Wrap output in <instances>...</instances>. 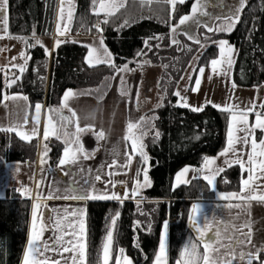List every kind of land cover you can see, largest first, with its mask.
<instances>
[{"label":"trees","instance_id":"16d2710c","mask_svg":"<svg viewBox=\"0 0 264 264\" xmlns=\"http://www.w3.org/2000/svg\"><path fill=\"white\" fill-rule=\"evenodd\" d=\"M58 0H9L8 30L13 36L31 37L35 32L38 38H48L54 30ZM192 0L178 5L170 23L175 24L180 17L189 14ZM151 16L152 19H140ZM104 19L92 14V0H77L70 34L82 32L87 36H103L104 44L113 54L117 65L128 63V67L137 69L144 60L151 61L144 67L158 70L157 88L161 92L160 107L151 109L141 117H153L154 129L144 137L145 152L149 160V178L152 186L142 191L146 199L141 208L144 215L137 211L135 200H125L123 205L115 200H90L87 203V260L88 264H100L101 248L110 217L116 211L121 215L114 229V243L110 264H115L119 249L125 250L133 264H153L158 250L163 223L168 221V258L169 264H175L184 244L193 237L188 226V212L192 203L214 201L216 196L201 178L191 184L180 185L173 190L175 174L186 166L199 167L204 157L218 155L226 145L227 113L206 105L201 112L177 106V97L173 95L187 65L201 49L200 45L177 35L181 43L178 50L171 43L169 27V6L165 3H141V0H127L125 8L111 18L107 24H101L102 33L92 25ZM129 27L119 29L125 20ZM137 21V22H133ZM83 25V27H82ZM89 29H91L89 31ZM204 33L210 40H204ZM203 35V36H202ZM160 36L162 40H150L152 50L144 45L149 37ZM202 44H210L201 54L197 69L207 66L217 57V48L212 41L225 38L236 50L233 68V82L241 89H251L264 84V0H246L239 22L228 34H217L200 29ZM34 43V41H29ZM159 44L160 47H156ZM187 45V47H183ZM144 49L145 56L136 53ZM190 49V50H189ZM30 55L26 71L11 69V76L21 79L11 88L5 86V74L0 72V99L3 95L22 94L26 96L31 108L41 104L44 108H57L61 104L66 90H74L100 102L108 94L115 72L105 64L89 67L85 63L86 47L80 43L67 42L45 54L44 49L36 46L25 48ZM135 61V62H132ZM164 65L168 67L165 68ZM107 78V79H106ZM159 82V87H158ZM102 97V99H101ZM160 133L154 139L155 132ZM199 137L197 139L196 137ZM259 138V135H258ZM51 149L45 166L54 170L64 149V144L52 138L47 141ZM131 152V145H130ZM38 156V141H22L15 133L0 132V157L8 164H33ZM135 176L141 167L139 155L133 157ZM247 175V172L243 173ZM140 179H143L141 175ZM241 179L239 165L226 167L217 176V191L221 193L237 192ZM30 201L15 188H7L4 198L0 199V264H19L26 242ZM136 221L140 226L134 228ZM151 224V231L148 225ZM139 247H136V245ZM200 252H203L202 246ZM262 254L260 259L262 260ZM253 264H257L256 261Z\"/></svg>","mask_w":264,"mask_h":264},{"label":"snow or ice","instance_id":"6c2138e0","mask_svg":"<svg viewBox=\"0 0 264 264\" xmlns=\"http://www.w3.org/2000/svg\"><path fill=\"white\" fill-rule=\"evenodd\" d=\"M126 2L127 0H92V14L99 17L103 13L104 16L102 21H98L92 27L98 33H102L103 29L101 24H107L111 18L117 16L120 10L125 8ZM145 2L149 4L152 2H162L169 6L171 43L176 45L178 50L181 48V43L176 39V36L180 34L185 35L187 39L200 45L202 49L205 47L199 39L191 34L193 28L198 29L203 27L207 32L213 34L217 32H231L239 22L240 15L246 6V0H239V5L235 11L230 9L228 13L216 15L208 11V9L223 6V0H193L190 13L182 15L177 23L172 24L170 21L178 5L185 4L186 0H141L142 4ZM8 4L9 0H0V32H2L0 39H16L23 43L26 49L39 46L44 49L46 55H51V51L43 45L35 32H33L31 37L13 36L9 33ZM74 13L75 5L73 0H60L54 48L52 51L63 43L77 42L75 40L69 41L68 39ZM140 19H152V17L142 16ZM129 26L130 23L126 19L123 24L119 25L117 30ZM60 37H64L65 39H60ZM153 39L162 40L163 37L153 36L145 39L143 43L148 51L152 50L149 42ZM205 39L210 40L211 38L206 37ZM30 40L34 41V43H29ZM212 43L216 44L219 49L218 58L210 61L212 75L228 76L234 64L233 54L235 50L227 40L212 41ZM86 47H88V54L85 57V63L89 67L106 64L115 73L121 74L119 76L121 83L120 94L122 96L127 95L126 81L122 74L136 71V69L129 68L128 63L123 65L115 64L113 54L105 46L102 35L98 44L92 46L86 45ZM156 47L158 48L160 45L157 44ZM183 47L186 48L187 45ZM5 51H8V49L0 48V53ZM136 55L145 56L147 53L144 49H141ZM18 58L23 60V63H14ZM30 59L31 57L26 51H21L18 57L13 56L7 65H0V72H4L5 74L6 87L11 88L21 79V76L15 75L14 73L9 76L8 73L11 68H17L23 74L26 71ZM150 63L151 61L144 60L142 63L137 64V68L142 69L144 65ZM164 67L167 68L168 66L164 65ZM204 72V67L199 68L200 75L195 79V87L191 88L192 92L199 90ZM212 75L208 77L210 80L212 79ZM189 79L191 80L192 77L189 76ZM232 87L235 89L237 85L233 83ZM188 90V88H185V91ZM83 94L90 95V93H76L71 89L66 90L61 99V104L57 108L44 110L43 105H35V112L31 117L30 128L25 127L30 123L28 115L25 114L22 120L17 119L11 121L8 126L0 125V132L15 133L20 140L31 143L33 139L39 137V125L41 123V116L43 115V151L40 154L41 172L44 171L48 152L51 151L47 141L54 137L64 144L63 155L59 159L57 168L65 176H69L71 173L66 170L67 168L79 165L82 160L90 159L94 154V152L89 153L84 148L81 142L82 134L93 131L98 142L107 139L104 130L97 132L93 130L91 125L80 126L77 113L70 107V100ZM173 95L180 97L178 102L179 106L190 107L193 112H201L206 105L211 104L212 107L228 114L226 146L219 153V157L224 158L223 163L227 167H232L233 164H237L241 169L239 191L228 193L217 191L216 178L225 171L224 167L217 164L219 157H204L200 168L190 169L189 167H185L176 174L173 190L182 184H191L194 179L202 178L205 180L214 192L216 198L220 201L227 202L223 205H218V207L228 210L229 219H225L223 216L209 218L204 215V209L200 203H192L187 219L189 227L193 230V237L184 244L175 264H253L254 261L257 264H264V260L260 259L261 255L264 254V246L257 248L253 244V223L250 218V209L253 202L264 204V138H257L255 135L256 130L264 132V103L259 105V108L262 109L261 111H256L257 105L255 103L241 108L239 104L232 102L233 97L230 96V102L223 106L206 101L205 105L193 107L188 104L187 98L181 96L179 91L174 92ZM27 99L26 96L19 94L3 95V98L0 99V104L7 107V101H27ZM157 107H160V105L158 104ZM65 109L71 113L70 116L64 115ZM249 114H254V123H250ZM155 119V116L140 117L138 121L128 122L123 139L126 142H131V152H124L125 162L123 164L113 159L112 163L107 165L109 169L114 170L106 173L109 179L104 182L105 187L103 189H98L95 183L85 180L84 184L88 185L87 187H69L63 193H60L58 190L53 189L52 185H49V190L45 195L43 176H41V179L35 181L37 191L32 204V220L28 232L27 245L23 253L22 264H88L86 208L81 207L72 210L64 208L63 214L61 215L60 209L50 208L46 203H42V201L53 199L77 201L115 200L123 205L125 200L133 199L137 205V211L141 215L145 214L140 207L146 199L142 195V191L150 188L152 181L149 178V168L146 166L149 157L145 152V144L143 141L144 137L149 135L150 131L154 129L153 121ZM72 125H75V131H70ZM159 137L160 133L156 131L154 139H159ZM196 138L199 139L198 136ZM245 148L249 150H245ZM98 150L96 149L94 151ZM137 154L140 157L141 167L137 169L136 176L132 178L133 185L129 190L126 181L114 180L112 177L128 175L127 170L131 168L133 157ZM115 155H118V153ZM119 169H124V171L121 172ZM190 171L195 173L191 180L187 178ZM245 172H247L246 177L243 175ZM141 175L143 176L142 180L140 179ZM94 180L97 182L101 181V174L97 173ZM77 183L79 182L73 180V184ZM118 185L124 188L123 196L118 191H113ZM17 191H20L21 195H26L30 199L33 198L31 189L27 187L18 189ZM45 209L52 214L49 216L48 222L44 221ZM233 209L237 210L235 214H233ZM120 215V211H116L110 217V224L102 242L100 264H110V261L113 259L114 229ZM139 226L140 222L136 221L134 228ZM168 227V221L165 220L153 264H169ZM148 230L151 231V224L148 225ZM49 231L52 235L45 239L44 234ZM201 246L203 247V252L199 250ZM249 246L256 250L246 251ZM136 247H139V245L137 244ZM49 253L52 255H49ZM115 264H133V262L125 255V250L120 248L119 255L115 257Z\"/></svg>","mask_w":264,"mask_h":264},{"label":"crops","instance_id":"0c3cea01","mask_svg":"<svg viewBox=\"0 0 264 264\" xmlns=\"http://www.w3.org/2000/svg\"><path fill=\"white\" fill-rule=\"evenodd\" d=\"M0 34H2V32H0ZM55 34H56V29L54 24V30L51 37L39 38L42 41L43 45L47 47V49H49L51 52L54 48ZM68 38L69 41L75 40L77 41V43H80L86 47V45L92 46L94 44H98L100 36L98 35L79 36L77 34L76 35L69 34ZM60 39H64V37H60ZM13 45H15L16 47L15 46L13 47ZM0 48L8 49V51L0 53V65H7L13 56H17L21 51H25V45L21 44V42L16 39H7V38L0 39ZM12 48L15 50H13ZM14 52L16 53L15 55H13ZM87 54H88V47H86L85 57L87 56ZM14 63H16V61ZM86 65L88 66L87 63ZM11 69H17V68H11ZM132 72L123 73L122 75H124V77H127L128 75L131 76L130 73ZM120 75L121 74H117V73L115 74L114 76L115 78H113L112 80L110 90L107 96L102 101L98 102L87 95H79L70 100V107L77 113V117L79 118V124L81 127H84L86 125H91L94 131L98 132L100 130H104L107 135L106 140H101L98 143L88 148L84 147L89 153L94 152V154L92 155V158L87 160H82L79 165L72 166L71 168H67L66 170L69 171L71 175L65 176L63 172L59 168H57V166L54 170H51L44 165V171L41 172L40 153H38L37 160L33 164H20V163L8 164L4 162L5 164L2 167L3 173L5 175V180L3 181L4 191L7 188H11V187L17 190L27 187L31 189L32 197H33L30 199L28 196L22 195L24 198L29 199L30 211L28 218L26 242L19 264H22L23 253L27 245L28 232L32 220V211H33L32 204L34 202L35 193L37 191L36 183H35L36 180L41 179V176H43L45 195L49 190L48 188L49 185H52L53 189L58 190L60 193H63L69 187L72 188H79L80 186L87 187L88 185L84 184L85 180L95 183L96 188L103 189L105 187L104 182L109 179L106 173L114 170V169H109L107 165L111 164L113 159L118 160L120 164H123L125 162V156L123 155L124 152L125 151L130 152L129 141L126 142L123 139L126 133V125L128 124L129 121V105H128V98L126 97V95L122 96L120 94V89H121V83L119 79ZM157 80H158V76L156 78V85H157ZM244 91L246 92H243V95H246L247 97L236 101V104H239L241 108H244L246 106H250L253 103H255L257 105L256 111H261L262 109L259 108V105L261 103H264V84L255 88L246 89ZM65 111L69 114V116L71 115V113H69L67 109H65ZM249 121L250 123L255 122L254 114H249ZM72 127L75 131V125H72ZM91 134H93V131H89L82 134L83 139L84 138L87 139L91 137ZM255 135L257 136V138L258 135L259 138H264V132H261L260 130H256ZM40 144L42 146V142ZM40 144L38 142V146ZM96 149L99 150L94 151ZM245 150H249V149L245 148ZM117 153L118 155H115ZM62 155L63 152L61 154V157ZM215 157H219V154L210 158H215ZM223 161L224 158L219 157L217 159V164L226 168L227 166L224 165ZM201 165L199 167H192L190 169L193 168L198 169L201 167ZM233 165H237V164H233ZM81 169H83V171H81ZM134 170H135V163L133 159L131 168L127 170L128 175H117L112 177V179L126 181L127 188L130 190L133 185L132 178L135 177ZM119 171L123 172L124 169H119ZM97 173L101 174L102 176V180L99 182L94 180V177ZM176 174L174 177H176ZM193 175H195V173L190 171L188 173L187 178L191 180ZM244 176L246 177L247 175ZM73 180L78 181L79 183L73 184ZM113 191H118L121 196H123L124 194V188L120 185H118L116 189H113ZM18 192L21 194L20 191ZM42 203H46L50 208L60 209L62 215L64 208H69L70 210H72V209L85 207L87 210L88 201L53 199V200L42 201ZM196 203H200L203 206L204 215L208 216L209 218H212L214 216H223L225 219H229L228 210L226 208L218 207V205H223L227 203L226 201H220L216 198L214 201L196 202ZM236 211L237 210L233 209V214H235ZM50 215L52 214L45 209L44 210L45 222H48V218ZM250 218L253 223V244H255L257 248L262 247L264 246V204L253 202L250 209ZM190 230L193 232L191 228ZM51 235L52 233L50 231L45 232L44 237L45 239H47ZM255 250L256 249L251 248V246H249V248L246 249V251H255ZM49 255L52 254L49 253ZM262 260H264V257Z\"/></svg>","mask_w":264,"mask_h":264},{"label":"rangeland","instance_id":"374dc122","mask_svg":"<svg viewBox=\"0 0 264 264\" xmlns=\"http://www.w3.org/2000/svg\"><path fill=\"white\" fill-rule=\"evenodd\" d=\"M76 1L77 0H73L75 7H76ZM192 2H193V0H192ZM238 5H239V0H223V6L209 8L208 11H210L216 15H220L222 13H228L230 9L232 11H235V9H236V7H238ZM59 6H60V0H58V3H57V10H56V16H55V22H54L55 29L57 27V16H58ZM71 25H72V22H71ZM200 29H203L207 32V30L205 28L201 27L198 29L193 28L192 33H191L193 36H195L199 40L201 39L200 38ZM81 33L82 32L79 31L76 34L79 36L80 35L82 36ZM228 33H230V32H217L215 34L212 33V36L217 35V34H228ZM181 35H183V34H181ZM85 36H87V35H85ZM183 36H185V35H183ZM206 37H210V36L207 33H204L203 41L207 40V39H205ZM170 39H171V35H170ZM176 39H177V36H176ZM219 40H226V39L220 38V39H217L215 41H219ZM190 41H192V40H190ZM21 44H23V43H21ZM45 45H46V42H45ZM204 45H205V47L203 49L201 48L199 50V52L193 56V58L191 59V61L187 65V67H186V69H185V71L181 77L183 79L180 78V81L177 84L175 92L179 91L181 93V96L186 97L188 104L190 106H193V107H200L202 105H205L206 101H211L214 104L223 106L224 104L230 102L229 101L230 96L233 97L232 102H234V103H236V101H238L240 99L246 98L247 96L243 95V92H246V91H244L246 89H241L238 87L233 89V87H232V85L234 83L233 82V68H234L235 61H236V50L231 44L230 45L234 48L235 51L233 54L234 64L232 66V69H231L229 75L228 76L212 75L211 66L209 63L207 66L204 67L205 72L201 78V84L199 86V90L197 92L191 91V88L195 87L196 77L200 75L199 69L196 70L198 60H199L201 54L204 52V50L210 46V44H208V43H204ZM211 45H213L214 47L217 48L218 52H217L216 58H218L219 49H218L217 45L214 43ZM14 46L15 45H13V47ZM17 46H19V45H17ZM13 50H15V49H13ZM15 54L16 53L14 52L13 55H15ZM16 57H18V55ZM20 63H23V61L18 58L16 60V64H20ZM130 74H131V76L128 75L127 77H124L125 81H126V89H127V93H128L126 95V97L128 98V105H129V121H138L143 113H145L151 109L157 108V105L158 104L160 105V103H161L162 95H161V92L159 91V89L157 88V85H156V78L158 76V70L154 67L148 66V67H143L142 69L137 68L136 71H133ZM210 75H212L211 80L208 78ZM189 76L192 77L191 80L189 79ZM185 88H188L189 90L185 91ZM72 91H74V90H72ZM11 95H13V94H11ZM19 95H22V94H19ZM22 96H24V95H22ZM176 97H177V103L176 104H177V106H179L178 102L180 100V97H178V96H176ZM6 103L8 105L7 107H5L3 104H1V106H0V125L8 126L11 121H15L17 119L22 120L23 117L25 116V114H27L30 123H29V125H27L25 127L30 128L31 127V117L35 112V106H34V108H31L28 100L27 101H24V100L7 101ZM208 105H211V104H208ZM179 107H181V106H179ZM43 108H44V106H43ZM184 108H186V107H184ZM188 109L191 110L190 107H188ZM44 110H46V108H44ZM64 113H67V112L64 110ZM43 124H44V116L42 115L41 116V123L39 125V137L35 138V140H37L39 142V144L42 142ZM72 129H73V127H72ZM72 129H71V131H74V129L73 130ZM81 142H82L83 146L87 147V148L98 143L96 136L94 134H91V137H89L87 139L86 138L83 139V135H82L81 136ZM129 143L131 145L130 141H129ZM38 148H39L38 153L41 154V152L43 151V147L41 146V144L38 146ZM4 164H5L4 161L0 157V199L4 198L5 191H6V190L4 191V184H3V181L5 180V175L3 173L2 167L4 166ZM189 168H192V167L189 166ZM175 178L176 177H174L173 184L175 183ZM162 231H163V229H162ZM118 255H119V252H118Z\"/></svg>","mask_w":264,"mask_h":264},{"label":"water","instance_id":"95a60500","mask_svg":"<svg viewBox=\"0 0 264 264\" xmlns=\"http://www.w3.org/2000/svg\"><path fill=\"white\" fill-rule=\"evenodd\" d=\"M64 115H68V116H69V114H68V113H64ZM71 129H72V126H71V128H70V131H71Z\"/></svg>","mask_w":264,"mask_h":264},{"label":"built area","instance_id":"2783aa9c","mask_svg":"<svg viewBox=\"0 0 264 264\" xmlns=\"http://www.w3.org/2000/svg\"><path fill=\"white\" fill-rule=\"evenodd\" d=\"M82 34V36H85V34H83V33H81Z\"/></svg>","mask_w":264,"mask_h":264}]
</instances>
